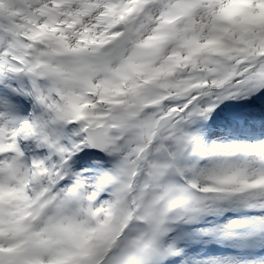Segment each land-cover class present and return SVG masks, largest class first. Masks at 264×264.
Returning a JSON list of instances; mask_svg holds the SVG:
<instances>
[{
    "label": "snow or ice",
    "instance_id": "obj_1",
    "mask_svg": "<svg viewBox=\"0 0 264 264\" xmlns=\"http://www.w3.org/2000/svg\"><path fill=\"white\" fill-rule=\"evenodd\" d=\"M0 264H264V0H0Z\"/></svg>",
    "mask_w": 264,
    "mask_h": 264
},
{
    "label": "rangeland",
    "instance_id": "obj_2",
    "mask_svg": "<svg viewBox=\"0 0 264 264\" xmlns=\"http://www.w3.org/2000/svg\"><path fill=\"white\" fill-rule=\"evenodd\" d=\"M209 247L210 248H212V247L219 248L220 246L219 245H215V246L214 245H210Z\"/></svg>",
    "mask_w": 264,
    "mask_h": 264
}]
</instances>
